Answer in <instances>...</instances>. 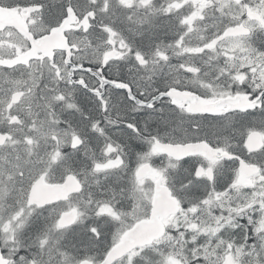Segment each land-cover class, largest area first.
<instances>
[{
    "label": "snow or ice",
    "instance_id": "1",
    "mask_svg": "<svg viewBox=\"0 0 264 264\" xmlns=\"http://www.w3.org/2000/svg\"><path fill=\"white\" fill-rule=\"evenodd\" d=\"M0 264H264V0H0Z\"/></svg>",
    "mask_w": 264,
    "mask_h": 264
}]
</instances>
